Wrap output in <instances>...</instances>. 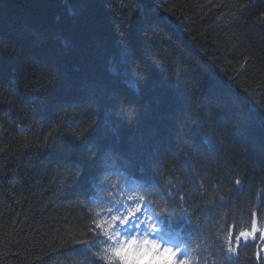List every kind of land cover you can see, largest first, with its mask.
Segmentation results:
<instances>
[{
    "label": "trees",
    "instance_id": "16d2710c",
    "mask_svg": "<svg viewBox=\"0 0 264 264\" xmlns=\"http://www.w3.org/2000/svg\"><path fill=\"white\" fill-rule=\"evenodd\" d=\"M263 227L264 0H0V264H264Z\"/></svg>",
    "mask_w": 264,
    "mask_h": 264
},
{
    "label": "snow or ice",
    "instance_id": "6c2138e0",
    "mask_svg": "<svg viewBox=\"0 0 264 264\" xmlns=\"http://www.w3.org/2000/svg\"><path fill=\"white\" fill-rule=\"evenodd\" d=\"M139 205H136L132 208H129V211H128V215L124 216V217H118V216H112V221H116V220H119V222L121 224L125 223L129 217L131 216H134L136 212H139ZM256 213H253V220H252V230L251 231H248V230H243V231H240L238 234L235 235V241L237 243H239L242 239L244 241H247L249 238H255V233L257 231V227H256ZM100 226V224H98V227ZM230 236L233 235V233H229ZM260 239L261 240H264V230H262L260 232ZM230 248H231V245H230ZM232 251H235V248H231ZM120 251L121 249L119 248H115V249H112V256L111 257H108V259H113L115 258L116 256L120 255ZM166 252L170 253L171 256H175L176 255V252H174L173 250L171 249H165ZM121 259H124L123 256H121ZM180 264H184L183 261L180 262Z\"/></svg>",
    "mask_w": 264,
    "mask_h": 264
},
{
    "label": "rangeland",
    "instance_id": "374dc122",
    "mask_svg": "<svg viewBox=\"0 0 264 264\" xmlns=\"http://www.w3.org/2000/svg\"><path fill=\"white\" fill-rule=\"evenodd\" d=\"M123 239H126V241H124L125 244L139 246L147 239V229L143 225H135L132 227L130 225L124 230Z\"/></svg>",
    "mask_w": 264,
    "mask_h": 264
}]
</instances>
